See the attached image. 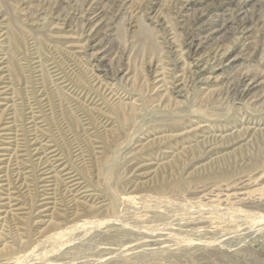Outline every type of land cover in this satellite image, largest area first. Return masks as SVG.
I'll list each match as a JSON object with an SVG mask.
<instances>
[{"label":"rangeland","instance_id":"374dc122","mask_svg":"<svg viewBox=\"0 0 264 264\" xmlns=\"http://www.w3.org/2000/svg\"><path fill=\"white\" fill-rule=\"evenodd\" d=\"M54 1L0 0V20L9 32V38L0 41V86L9 88L0 100L10 98L0 102L10 105L14 100L20 109L28 93L42 90L36 123L42 143L51 145L46 151L56 146L69 161L74 145L82 143V158L71 157L73 163L90 189L107 201L102 208H74L63 201L62 185L56 181L48 199L53 204H44L31 186L24 136L9 139V131L12 135L0 138V175L11 174L17 160L34 191L28 194L7 186L4 177L0 180V193L9 189L14 199L0 209L10 207L17 214L4 224L3 232L13 241H5L12 247L0 252V264H264V0H89L91 28L96 30L82 40L87 46L80 56L85 59L73 58L76 71L69 77L81 85L85 69L96 64L95 72L127 103L102 104L98 99L96 109L55 92L44 76L33 80L25 69L32 56L30 37L36 38L40 55L48 52L46 44L79 39L75 21L61 25L62 20L47 13ZM58 1L69 14L86 3ZM142 1L146 8L141 12L129 9L131 2ZM201 11L206 13V29L200 37L187 36L184 26ZM217 46L229 49L226 61L206 65L201 81L187 95L169 85L174 103L163 101L164 87L154 89L158 85L151 82L162 76L148 75L149 61L161 57L170 79L172 69L178 72L184 63L194 62L197 53ZM245 71L256 75L248 101L227 98L225 92L235 88L237 75ZM6 118L3 115V123ZM243 118L256 129L245 139L233 133L241 129ZM104 120L112 122L110 129L103 130ZM81 121L92 141L80 130ZM198 122L227 137L211 147H197L174 163L171 156L142 159V176L128 172L129 158L122 156L135 153L140 148L136 145L144 142L140 127L147 128L150 138H164ZM126 172L133 188L126 185ZM240 191L248 193L246 201L233 195ZM30 210H35L32 215ZM16 222L23 228L22 237L12 226Z\"/></svg>","mask_w":264,"mask_h":264},{"label":"bare ground","instance_id":"6f19581e","mask_svg":"<svg viewBox=\"0 0 264 264\" xmlns=\"http://www.w3.org/2000/svg\"><path fill=\"white\" fill-rule=\"evenodd\" d=\"M88 1L89 0H85V5L83 4L79 7L77 6L74 10V14H69L68 12H65L63 5L58 0L54 1L50 4V6H48L47 13L50 15H56V18L62 20L63 24L61 25L72 26L73 22L75 21V24L78 25L79 39L75 41H67L65 43H61L60 46L54 44H46V50L48 52L44 55H40L37 54V52L39 51L36 43V38L30 37L29 45L32 58L30 57L28 62L25 64V69H27L26 71L29 70V72L34 75L33 80L37 81L38 77L44 76V79L49 81V83H53L52 85L55 89V92L60 93L63 96H65L66 94L69 98L73 99L75 102L77 101L78 105H81L84 108L92 105L96 109L95 106L97 105L98 99L99 101L105 100L110 102V104H117L118 106L125 107L127 103H125L122 98L117 96L118 94L115 93V90L109 86L110 83L108 81H105V79L101 78V76L95 72L96 64H93L85 69L87 74L85 78L86 82L81 85L77 84L69 77L70 74L76 71V67L72 63L73 58L78 57L81 59H85L80 56L81 53H84V50L87 46V44H84L82 40L85 38H90L92 33H94V31L96 30L95 28H91L93 20L91 16L92 6L90 5V3H88ZM130 5L131 6L129 7V9H131L132 12H141L143 9L146 8V4L144 1L140 3L131 2ZM205 14V11H201L196 14L193 18H191V20L188 21V23L183 28L187 36H201V31L205 30L206 25L208 24L207 20L203 21V16ZM29 18V20H31L33 19V16H30ZM1 21L3 20H0V41L2 42L3 40L9 38V32L3 30L5 28L3 24L6 23H3ZM243 24L244 23L242 22L241 25ZM59 37L60 36H57V38ZM169 49H171V47H169ZM54 52H57L58 56H56ZM167 52H171V50ZM228 52V48H225L223 46H217L211 49L210 51H206L204 53H197L196 57L193 58L194 62H190L189 64L184 63L183 66L179 69V71L177 70L178 72L172 69L171 75L169 76L170 79H167L165 77L166 68L164 67V60H162L161 57L151 59L147 65V68L145 69L148 70V75L149 73H151V75L162 76V78L152 80L151 82L152 84L155 83L158 85L154 89L158 90V87H164L165 92L164 94H162V100L173 104L174 101L170 98L171 90L169 85L178 87V90L175 91L177 94H181L182 96L187 95L188 91L198 85V83L201 81L200 76L204 70V67L206 65L212 67L220 66L224 61H226V56L228 55ZM91 58L94 60L96 56L92 54ZM86 60L90 61V58H86ZM3 62L4 57L0 56V64H3ZM6 65L8 66V62ZM2 68L3 67L0 68V71L2 70ZM255 76L248 71L238 74L235 88L231 91H226V97L228 98L229 96H233V98L238 100L239 102H243L245 101V99L246 101H248L247 97L249 96L250 92L256 87ZM1 78L3 79V76H0V85ZM149 79L150 78H148L147 81H149ZM8 89L9 88L7 85L0 86V95L6 94ZM41 91L39 90V93H37V95L28 93L30 94V97L27 100L24 99L21 101L22 103L20 109L16 108L17 104L16 102H14V100L10 105L9 101L7 103L3 102L4 104L0 102V107H2L0 108V138H5L7 135H12L13 133L12 138L9 139L14 138V140L16 141L17 136L19 134H22V136H24L22 137V140H24L25 142V155L28 157L29 162L32 164L30 168L33 175L31 186L33 187V189L36 188L39 190L38 198H40V201H47L44 204H53L48 202V199H51L49 192L52 190L51 188L52 186H54L55 182L59 181L58 186L62 185V190H60V194L64 202L68 204L72 203L73 205H75L74 208L78 206H87L89 204L93 208H102L104 205H106L105 202L107 201V198H103L99 193H96L95 190L90 189L89 185L85 183V181L80 177L79 172L73 163V157L80 158L83 155L82 143L78 142L79 144L74 145L73 150H71L69 154L70 159L69 161L68 159L66 161L64 160V158H66L67 156H65L60 151V148L53 146L55 148L50 147L51 149L46 151V147L51 145H47V143H42V141L44 140H42L40 136L41 134H37L40 129V126H38L36 123V119L38 117L37 108H39L40 102L44 100V96ZM231 92H233L232 95H229V93ZM4 98L5 99L0 101L10 99L9 97L6 98V96H4ZM18 109L20 112L18 111ZM126 111H128L129 113H134L138 110L137 108H126ZM3 115L7 116L6 119H8V122H2ZM241 122V129L236 130V132L233 133L234 135L240 136L245 139L256 129L255 126L249 127V122L244 118ZM101 123L102 127L104 128L103 130H108L107 128L110 127L109 125H111L112 122L104 120V122ZM209 126V124L203 125V123H199L194 126L189 125L181 133L167 136L164 138L154 137V135H152L153 138H150L149 135H151V133L147 131V128H144L143 126L140 127L142 129H138L139 131H137L138 133L144 135L142 136V140L144 142L140 143L141 145H136L140 148L135 153H131V151H129L128 153L122 156L123 159H125L126 156L127 158H129L127 160L128 166L130 165V170H128V172H131V170L132 173L137 171L139 173L138 175L142 176L143 173H141L140 170L143 166H145L143 164L142 159L147 160L146 158L151 157L152 159L159 161L162 158L171 156V161L174 163L175 161H178L177 159L181 155H186L187 153L194 151L197 147H203L204 145H206L207 147H211L212 145L221 142L227 137V135L223 134L222 132H220L219 134L215 133L216 131L211 129L212 127L210 128ZM79 128L80 130L84 131V134H86L87 130L89 131L88 126H86V124H82V121ZM9 131H12V133L10 134ZM30 135L31 137L29 139ZM86 136L88 137L87 139L92 141L93 136H91V133L86 134ZM132 141L130 143L134 145L135 141ZM94 148L99 149L100 147ZM95 154L99 155L101 154V152H97L96 150ZM130 154L135 155L131 156ZM62 155H64L65 157H61ZM152 159L149 158L147 161H153ZM5 172L7 173V171ZM10 172L11 174H9L8 171L7 174L5 173L4 175H0V180L4 177L6 181H8L7 186H14V188L24 190V192L26 191L28 194L29 192L34 191L32 188H30L31 190H29L30 184L27 183V179L29 177L23 175V170L20 169L19 162L17 160L15 162V169L11 170ZM128 172H126L124 175V177H126V185H130V180H128ZM0 186L2 185L0 184ZM8 191L9 189L6 190L7 193H0L2 194L0 196V202L2 204L0 203V205H6L7 203V206H11L9 205V202L14 199L10 196V193H8ZM247 194L248 193H246V191H240L233 195H236L238 198H241L242 201H246ZM19 209L21 208H18L17 210ZM43 210H49V207H45ZM34 211L35 210H30V215H32ZM15 215L17 214H15L13 210L10 209V207L8 210L4 208L0 209V252H2L3 249H8L12 247L7 244L8 242H5L7 240L13 241V239L12 237L8 236L7 233L3 232V227L5 223L14 220ZM16 223L12 226L15 229L16 234L19 235L18 233H20V237H22L21 230H23V228H21L18 223ZM29 225L31 226V221L29 222ZM16 228H18V230H16ZM30 229L31 227L28 230Z\"/></svg>","mask_w":264,"mask_h":264}]
</instances>
